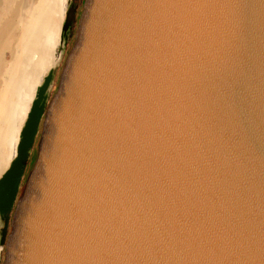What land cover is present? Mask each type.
I'll list each match as a JSON object with an SVG mask.
<instances>
[{"label":"water","instance_id":"95a60500","mask_svg":"<svg viewBox=\"0 0 264 264\" xmlns=\"http://www.w3.org/2000/svg\"><path fill=\"white\" fill-rule=\"evenodd\" d=\"M71 25L0 177L1 264H264V0H79Z\"/></svg>","mask_w":264,"mask_h":264},{"label":"bare ground","instance_id":"6f19581e","mask_svg":"<svg viewBox=\"0 0 264 264\" xmlns=\"http://www.w3.org/2000/svg\"><path fill=\"white\" fill-rule=\"evenodd\" d=\"M41 1L42 2H40L41 4H39L38 7L33 8L32 6L28 5L27 0H23L22 2L19 0L16 8L11 9L12 8L11 0H0V27L2 26L0 28V77L1 76L3 77V83H2L1 88H0V177L7 170L11 161L16 157L17 149H18V146L17 147L15 146L16 143L13 142L14 140L12 141V139H11V135H12L11 130L13 128V120L16 116V115L14 116L15 111H13V109H15L14 107H16V105H14V104H17V102L14 103V99L19 92H20L21 97H23L25 95L24 84L26 82H28V81H26L27 76L25 77L27 70L25 72H23V74H22V72H20L18 70V67L20 68L22 66L21 63L23 64L25 62L26 58H29V57H26L28 55V53L30 55L31 54L30 52L36 51L37 48H39V50L42 52V54L46 55V54H48V52H51L50 47L52 45H54V46L56 45L54 43V40H53V35H52V40H51V37L49 38V34H50L51 30L55 27L56 23H58L56 21V19H53V14H52V12L54 13L53 7H51L52 5L48 3V0H41ZM69 1L70 0H63V3H65L63 7L65 9H67V7L69 5L68 4ZM13 3H15V2H13ZM64 8H63V10H64ZM9 14H12L13 16H8ZM7 17L9 19H6ZM10 18L15 19L14 23L17 25L16 27H19L21 29L19 37L15 40H12L11 37L8 36L9 30H5V28H6L5 25L10 26L12 24ZM55 39H56V37H55ZM55 42H56V40H55ZM11 46L16 47V48L14 47L16 50V52L14 53L15 56L12 59L13 60L12 62L10 61V63H8V65H5V63L3 61V56H4L3 51L5 48L11 47ZM60 51H62V54L60 55V58L57 59V61L58 60L60 61L63 57L64 52L62 49ZM60 51H59V54H60ZM43 58L41 59V61L43 60ZM55 58H56V56H55ZM57 61L55 63L56 64L55 67H57V64H58ZM19 64L21 66H19ZM35 64H36V67L34 66L35 68L33 69L34 73L36 71L37 66H40V63L38 62V60L36 61ZM47 65H48V63H47ZM25 66H26V64H25ZM51 67L53 68V66H51ZM46 68H48V66ZM44 71H46L45 68H44ZM49 71H50V69H49ZM33 72H31V74H33ZM28 75H30V74H28ZM43 75H45V74H43ZM37 76H39V74ZM46 76H47V74H46ZM45 77H44V79H45ZM40 78H39V80H41ZM41 85L42 84L34 86V88H35L34 91L36 92V94H37V90H38L39 86H41ZM23 87H24V89H23ZM35 92H33V93H35ZM29 95H30V93H29ZM30 100H32V99H30ZM20 101H21V99H20ZM25 104H27V103H25ZM17 117L15 119H17ZM16 127H17V125H16ZM16 127H15V129H16ZM17 130H19V129H17ZM15 134L17 135L16 132H15ZM9 146H12L15 148V149L13 148L14 152H12V154L8 153L7 148ZM3 248H4V246H0V257L2 255Z\"/></svg>","mask_w":264,"mask_h":264},{"label":"rangeland","instance_id":"374dc122","mask_svg":"<svg viewBox=\"0 0 264 264\" xmlns=\"http://www.w3.org/2000/svg\"><path fill=\"white\" fill-rule=\"evenodd\" d=\"M18 1L19 0H11V6H12V8L11 9H14V8H16V6L18 5ZM21 2L23 1V0H20ZM55 1V2H54ZM48 0V3L49 4H51L52 6L51 7H53V11H54V13L52 12V14H53V19H56V21L58 22V23H56V25H55V27L51 30V32H50V34H49V38L51 37V40H52V35H53V40H54V43L56 44L55 46L54 45H52L51 47H50V49H51V52H48V54H42V52L39 50V48H37V50L36 51H33V52H30L31 54L29 55V53H28V55L26 56V57H29V58H26V60H25V64H26V66H25V64L23 63H21V65L19 64V66H21L20 68L18 67V70L20 71V72H22V74H23V72H25L26 70H27V73L28 74H30V75H28L27 73H26V75H25V77H26V81H28V82H26L25 84H24V87H25V89H24V87H23V89L25 90V95L23 96V97H21L20 96V92L16 95V97H15V99H14V103H16L17 102V104H14V105H16V107H14L15 109H13V111H15L14 112V116H15V118L17 117V119H15L14 118V120H13V128H12V130H11V132H12V135H11V139H12V141L14 142V143H16V147L17 146H19V143H20V135H21V131H22V129H23V127H24V124H25V122H26V120H27V117H28V113H29V111H30V109H31V105H32V103H33V100L35 99V97H36V92L34 91V86H36V85H40V84H42L43 83V81H44V77L46 76V74L48 75V73L50 72V71H54V74H55V72H56V68L57 67H55V63H56V61H57V59H59L60 58V55L62 54V51H60L61 49L63 50V52L65 51V48L67 47V44H68V40H69V36H70V33H71V30H68L67 32H64V33H62L63 32V23H64V20H65V15H66V11H67V9H68V7H73V6H76L77 5V3L79 2V0H70L69 2H68V7H67V9H65L63 6H64V4L65 3H63V0ZM13 2H15V3H13ZM27 2H28V5L29 6H32L33 8H36V7H38L39 6V4H41L40 2H42L41 0H27ZM54 2V3H53ZM36 5V6H35ZM63 8H64V10H63ZM62 13V14H61ZM8 16H13L12 14H9ZM12 18V17H11ZM10 18V19H11ZM6 19H9L8 17L6 18ZM14 20L15 19H11V25L10 26H6L5 25V30H9V33H8V36H10L11 37V39L12 40H15V39H17L18 37H19V34H20V32H21V29L19 28V27H16L17 25L14 23ZM6 21V20H5ZM15 26V27H14ZM2 27V26H1ZM0 27V28H1ZM58 27V28H57ZM18 28V29H17ZM62 30V31H61ZM11 31V32H10ZM60 34V35H59ZM63 34V35H62ZM15 37V38H14ZM55 37H56V39H55ZM55 40H56V42H55ZM53 43V44H54ZM15 46H11V47H7V48H5L4 49V51H3V53H4V56H3V61H4V63H5V65H8V63H10V61L12 62L13 60V58H14V56H15V52H16V50H15V48H14ZM58 47V48H57ZM62 47V48H61ZM56 49V50H55ZM40 51V52H39ZM54 51V52H53ZM59 51H60V54H59ZM34 53V54H33ZM41 53V54H40ZM53 54V55H52ZM55 54V55H54ZM57 54V55H56ZM50 55V56H49ZM45 56V57H44ZM55 56H56V58H55ZM44 57V58H43ZM58 57V58H57ZM40 58V59H39ZM43 58V60L41 61V59ZM48 58V59H47ZM46 59V60H45ZM7 60V61H6ZM38 60V62L40 63V66H37V68H36V71H35V73L33 72V69L36 67V61ZM54 60V61H53ZM61 61V60H60ZM59 60L57 61V66L59 65V62H60ZM7 62V63H6ZM46 62V63H45ZM47 63H48V65H47ZM51 63V64H50ZM34 64V65H33ZM24 66V67H23ZM30 66V67H29ZM35 66V67H34ZM45 66V67H44ZM48 66V68H46ZM51 66H53V68L51 67ZM43 67V68H42ZM50 67V68H49ZM31 68V69H30ZM40 68V69H39ZM44 68L46 69V71H44ZM49 69H50V71H49ZM24 70V71H23ZM18 71V72H19ZM33 72V74H31V72ZM40 71V72H39ZM19 72V73H20ZM37 73V74H36ZM21 74V73H20ZM39 74V76H37ZM43 74H45V75H43ZM37 76V77H36ZM29 77V78H28ZM41 79V80H39V78ZM1 79H0V88H1V85H2V83H3V77L1 76L0 77ZM33 78V79H32ZM38 78V79H37ZM31 80V81H30ZM40 81V82H39ZM38 83V84H37ZM34 84V85H33ZM28 86V87H27ZM30 86V87H29ZM51 86H52V84H51ZM27 89V90H26ZM33 89V90H32ZM50 91V90H49ZM33 92H35V93H33ZM29 93H30V95H29ZM33 93V94H32ZM27 94V95H26ZM34 97H33V96ZM26 96V97H25ZM18 98V99H17ZM20 99H21V101H20ZM30 99H32V100H30ZM21 102V103H20ZM23 103V104H22ZM25 103H27V104H25ZM30 107V108H29ZM22 110V111H21ZM18 113V114H17ZM19 118V119H18ZM16 125H17V127H16ZM15 127H16V129H15ZM19 127V128H18ZM17 129H19V130H17ZM15 132L17 133V135L15 134ZM19 137V138H18ZM18 141V142H17ZM18 143V144H17ZM13 148L14 147H12V146H9L8 148H7V150H8V153H10V154H12V152H14V150H13ZM15 149V148H14ZM10 165V164H9Z\"/></svg>","mask_w":264,"mask_h":264},{"label":"flooded vegetation","instance_id":"af4514ba","mask_svg":"<svg viewBox=\"0 0 264 264\" xmlns=\"http://www.w3.org/2000/svg\"><path fill=\"white\" fill-rule=\"evenodd\" d=\"M72 31V25L70 26V29ZM45 99H43L44 101ZM42 101V102H43ZM42 102L40 104H42ZM3 210H0V246H4V243H3V240H4V231H5V227H6V221H7V218L10 214V204L8 203V201H5L4 202V205H3ZM2 257V255H1ZM0 257V264H1V258Z\"/></svg>","mask_w":264,"mask_h":264}]
</instances>
